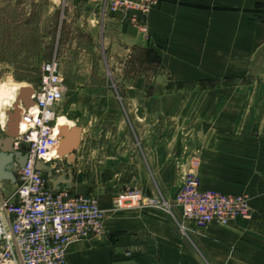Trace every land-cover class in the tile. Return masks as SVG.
<instances>
[{
  "label": "crops",
  "instance_id": "crops-1",
  "mask_svg": "<svg viewBox=\"0 0 264 264\" xmlns=\"http://www.w3.org/2000/svg\"><path fill=\"white\" fill-rule=\"evenodd\" d=\"M117 27L182 86L155 97L154 139L162 138L145 155L142 195L169 203L191 175L204 189L247 197L252 212L227 226L188 225L185 234L160 207L115 213L117 190L89 173L90 150L78 129L72 161L62 158L58 185H50L65 190L69 182L70 193L94 196L105 220L103 233L67 249V264H264V81L240 80L264 47V0H159L144 31ZM0 189L9 196L15 183L2 181Z\"/></svg>",
  "mask_w": 264,
  "mask_h": 264
},
{
  "label": "rangeland",
  "instance_id": "rangeland-1",
  "mask_svg": "<svg viewBox=\"0 0 264 264\" xmlns=\"http://www.w3.org/2000/svg\"><path fill=\"white\" fill-rule=\"evenodd\" d=\"M117 20L85 0H0V89H32L41 65L57 57L67 86L57 114L82 129L94 167L89 173L118 194L139 190L140 173L148 175L145 155L162 138L154 139L155 97L182 86L170 81L152 52L128 39L132 34ZM240 80L264 81V47ZM6 103L0 99V138ZM165 203L180 224L173 201Z\"/></svg>",
  "mask_w": 264,
  "mask_h": 264
},
{
  "label": "built area",
  "instance_id": "built-area-1",
  "mask_svg": "<svg viewBox=\"0 0 264 264\" xmlns=\"http://www.w3.org/2000/svg\"><path fill=\"white\" fill-rule=\"evenodd\" d=\"M99 6L102 15L114 14L124 23L144 31L148 12L159 0H85ZM67 94L64 75L57 57L40 67L38 83L32 88V106L19 103L20 117L13 150L26 156L22 168L15 166V189L4 196L0 189V264H67V249L78 242L103 233L105 211L96 198L55 190L49 177L36 169L40 162L59 173L61 135L58 111ZM27 144V146H23ZM179 210L180 231L188 225L204 228L227 226L251 214L249 199L204 189L187 175L173 200ZM139 206L160 207L170 212L169 204L143 196L140 190L118 193L112 211L124 212Z\"/></svg>",
  "mask_w": 264,
  "mask_h": 264
},
{
  "label": "water",
  "instance_id": "water-1",
  "mask_svg": "<svg viewBox=\"0 0 264 264\" xmlns=\"http://www.w3.org/2000/svg\"><path fill=\"white\" fill-rule=\"evenodd\" d=\"M31 93L32 89L21 88L16 97V103L14 104L13 109L7 113V131L4 132V136L0 138V183L2 181L15 183V166L22 168L26 162V156L24 154L13 150V143L18 132L17 123L20 117L19 103H21L24 108L32 106L33 102L30 99ZM79 134L80 132L76 128L70 131L65 128L61 130L59 149V156L61 158L68 157L72 161L73 153L78 146ZM23 146H27V144H23ZM36 169L44 172L49 177L50 183L54 188L58 185V181L53 178L52 169L50 167L43 166L38 162L36 164ZM68 185L69 182L67 183L65 190L68 189Z\"/></svg>",
  "mask_w": 264,
  "mask_h": 264
},
{
  "label": "bare ground",
  "instance_id": "bare-ground-1",
  "mask_svg": "<svg viewBox=\"0 0 264 264\" xmlns=\"http://www.w3.org/2000/svg\"><path fill=\"white\" fill-rule=\"evenodd\" d=\"M22 86H14L7 88L0 89V99H5L6 102L9 104L7 109H1V117L3 125H5V132L7 131V122H8V111H11L16 103V97L18 96L19 90ZM6 103V104H7ZM2 104V103H1ZM5 104V103H4ZM1 106V105H0ZM4 107V106H3ZM58 131L61 132L64 128L68 131L75 129L74 123L69 121L64 116L58 117Z\"/></svg>",
  "mask_w": 264,
  "mask_h": 264
},
{
  "label": "trees",
  "instance_id": "trees-1",
  "mask_svg": "<svg viewBox=\"0 0 264 264\" xmlns=\"http://www.w3.org/2000/svg\"><path fill=\"white\" fill-rule=\"evenodd\" d=\"M203 83L204 82H200V83H198V85L203 88L205 86ZM210 86H212V85H210Z\"/></svg>",
  "mask_w": 264,
  "mask_h": 264
}]
</instances>
